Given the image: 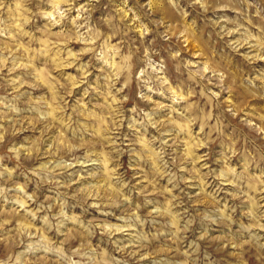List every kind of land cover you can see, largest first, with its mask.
<instances>
[{"label": "rangeland", "instance_id": "374dc122", "mask_svg": "<svg viewBox=\"0 0 264 264\" xmlns=\"http://www.w3.org/2000/svg\"><path fill=\"white\" fill-rule=\"evenodd\" d=\"M0 264H264V0H0Z\"/></svg>", "mask_w": 264, "mask_h": 264}]
</instances>
